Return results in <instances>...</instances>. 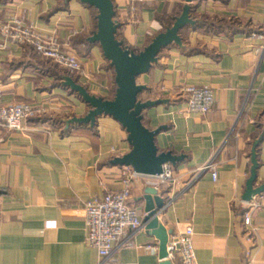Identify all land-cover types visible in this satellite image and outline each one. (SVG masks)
I'll return each mask as SVG.
<instances>
[{"label": "crops", "instance_id": "0c3cea01", "mask_svg": "<svg viewBox=\"0 0 264 264\" xmlns=\"http://www.w3.org/2000/svg\"><path fill=\"white\" fill-rule=\"evenodd\" d=\"M113 1L120 41L135 53L163 31L180 6L190 5L145 0L133 14L129 0ZM197 15L234 17L242 26L235 33H214L205 26L186 30L184 42L165 49L150 72L138 78L146 87L140 100L160 102L143 112L148 129H161L159 154L182 157L172 164L177 182L157 189L166 203L159 220L172 235L193 227L198 264H248L247 249L252 264H264V193L251 201L259 205L253 216L255 242L246 237L244 215L250 207L243 200L257 141L255 187L264 184V134L255 140L264 129V0H207ZM13 17L34 25L43 37H56L81 60L82 86L97 97H110L114 77L101 46L91 41L96 21L89 5L80 0H0V26ZM198 24L203 25L201 20ZM52 66L63 69L30 46L0 47V105L46 108L44 115L24 123V131L0 130V264H97L98 253L86 242V203L125 185V167L114 160L131 151L128 133L106 115L94 127L73 122L91 109L56 84ZM189 86L214 91L210 113L186 114L182 89ZM209 163L217 179L208 171L190 186ZM149 187L142 176L131 183L130 204L143 223ZM126 239L132 245L116 251L119 263L161 264L159 250L146 248L159 249V241L145 226L128 229Z\"/></svg>", "mask_w": 264, "mask_h": 264}, {"label": "built area", "instance_id": "2783aa9c", "mask_svg": "<svg viewBox=\"0 0 264 264\" xmlns=\"http://www.w3.org/2000/svg\"><path fill=\"white\" fill-rule=\"evenodd\" d=\"M145 0H129L130 11L135 14L138 4ZM0 47L7 48L9 45H30L42 59L69 70L72 73L85 75V70L81 60L72 52L67 51L56 37H43L32 24L13 17L0 26ZM186 96L187 115H206L215 106L214 91L208 87L189 86L182 89ZM3 91L0 86V100ZM46 113V108L42 105L27 103H13L0 105V130L24 131V123L42 116ZM211 172L213 180L217 179V172L213 163H209L200 169L198 176L191 181L190 186L205 172ZM126 180L124 188L109 192L104 197H93L86 203V231L87 245L95 249L99 256L97 264H121L115 258V253L119 248L132 245L127 237V230L139 231L145 225L142 222L138 210L130 204L131 183L138 176L145 177L150 187L158 189L162 185L175 184L177 178L172 164H165L162 173L157 176H146L132 172L125 167ZM250 210L244 215V226L246 237L249 241H254L256 229L253 226V216L258 210L256 203H247ZM194 230L191 225H187L183 231L177 235H170L167 244V260L173 264H198L194 246ZM147 250L157 252L158 247H146ZM245 258L248 264H252L251 249L245 251Z\"/></svg>", "mask_w": 264, "mask_h": 264}, {"label": "water", "instance_id": "95a60500", "mask_svg": "<svg viewBox=\"0 0 264 264\" xmlns=\"http://www.w3.org/2000/svg\"><path fill=\"white\" fill-rule=\"evenodd\" d=\"M80 1L96 8L98 11L97 31L91 41L101 46L104 57L114 69L117 89L113 100H104L90 94L85 87L77 84L72 78H68L65 84L74 92H77L91 109L85 117L75 119L73 122L94 127L99 117L103 115L112 117L126 130L128 141L132 146L131 151L123 157L116 158L114 164L132 168L138 174L157 176L162 173L163 165H175L182 160V157H176L171 152L159 154L156 146V136L161 132V129H148L143 123V112L160 104V102L140 100V96L146 90V87L138 84V78L150 72L163 49L172 44H182L179 33L187 25L194 24L189 15L190 6L199 0H185L190 5L184 8L182 15L176 19L173 27L157 35L153 42L139 53L126 48L124 43L117 39L119 24L114 20L116 12L112 0ZM259 143L260 141H257L252 148L251 175L243 196L246 203L264 193V184L255 187L259 169L257 160ZM147 195V215L144 219V225L159 241L161 264H173L167 260V244L169 236L173 232L167 230L159 220V213L166 204L165 199L158 194V190L154 187L148 188Z\"/></svg>", "mask_w": 264, "mask_h": 264}, {"label": "trees", "instance_id": "16d2710c", "mask_svg": "<svg viewBox=\"0 0 264 264\" xmlns=\"http://www.w3.org/2000/svg\"><path fill=\"white\" fill-rule=\"evenodd\" d=\"M113 1V0H112ZM207 0H199V1H196V4L195 5H191L190 6V18L194 21V24L192 25H187L184 29H182L180 31V37L182 39V42H184V32L186 30H189V29H192V30H198L199 28H202L203 26L206 27V30H211V31H214V33H221V32H229V33H235L237 32L240 28H241V23L239 21V19H236L234 17H231V18H228V17H219V16H214V17H211L209 15H197V9L199 7L200 4H202L203 2H205ZM218 3H222V4H227L229 2V0H214ZM113 4H114V9H115V12H116V6H115V3L113 1ZM91 7V6H90ZM186 6L183 5V6H180L179 7V10L178 12L176 13L175 17H173L171 19V21L168 23V25L166 27H164L163 31L161 33H164L166 32L168 29H170L171 27H173V25L175 24L176 22V19L182 15L183 13V10ZM94 11H95V21H96V31H97V16H98V11L96 8L94 7H91ZM116 17H117V13L115 15V18L114 20L116 21ZM198 20H201L202 21V26L198 24ZM207 20V21H206ZM209 20V21H208ZM117 22V21H116ZM120 28V27H119ZM244 29V28H243ZM249 33L252 32L249 30H247ZM160 33V34H161ZM117 39L120 41V38H119V29H118V33H117ZM154 38L150 41L149 45L153 42ZM174 45H177V44H172L171 46H169L168 48L174 46ZM27 46H30V45H27ZM125 46V45H124ZM32 47V46H30ZM33 48V47H32ZM168 48H165V49H168ZM163 49L160 54L158 55V58L160 57V55L162 54V52L165 50ZM33 50L35 51V49L33 48ZM45 61H48L49 63H52L50 60H46ZM111 69V72L113 74V77H114V82H113V88H112V92H111V95L109 98H106L104 100H113L114 97H115V94H116V89H117V86H116V83H115V72H114V69L112 67H110ZM51 70L53 71H56V84L58 86H62L66 89H69L73 94H77L79 95L77 92H74L70 87H68L65 83H66V80L68 78H72L77 84L79 85H82L79 81V75L76 74V73H72L70 72L69 70L63 68V69H58L57 66H52L51 67ZM52 71V73H53ZM87 89V88H86ZM88 90V89H87ZM80 96V95H79ZM81 97V96H80ZM82 98V97H81ZM259 128H262L261 125L259 126ZM264 134V129L260 132V134H258L256 136V139H259L262 135Z\"/></svg>", "mask_w": 264, "mask_h": 264}]
</instances>
